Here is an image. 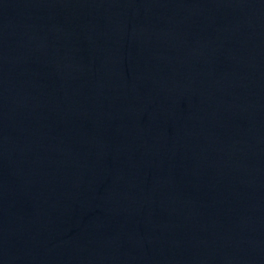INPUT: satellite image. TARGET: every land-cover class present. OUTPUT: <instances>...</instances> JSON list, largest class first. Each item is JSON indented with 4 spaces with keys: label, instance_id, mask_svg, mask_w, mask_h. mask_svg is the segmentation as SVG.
<instances>
[{
    "label": "water",
    "instance_id": "95a60500",
    "mask_svg": "<svg viewBox=\"0 0 264 264\" xmlns=\"http://www.w3.org/2000/svg\"><path fill=\"white\" fill-rule=\"evenodd\" d=\"M0 264H264V0H0Z\"/></svg>",
    "mask_w": 264,
    "mask_h": 264
}]
</instances>
